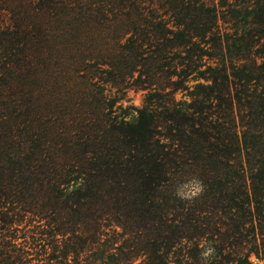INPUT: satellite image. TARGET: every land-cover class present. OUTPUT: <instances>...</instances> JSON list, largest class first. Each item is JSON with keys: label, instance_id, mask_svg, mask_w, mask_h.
Segmentation results:
<instances>
[{"label": "trees", "instance_id": "16d2710c", "mask_svg": "<svg viewBox=\"0 0 264 264\" xmlns=\"http://www.w3.org/2000/svg\"><path fill=\"white\" fill-rule=\"evenodd\" d=\"M219 2L0 0V207L51 258L264 260V0ZM100 81L145 91L133 121ZM6 236L0 264H29Z\"/></svg>", "mask_w": 264, "mask_h": 264}, {"label": "rangeland", "instance_id": "374dc122", "mask_svg": "<svg viewBox=\"0 0 264 264\" xmlns=\"http://www.w3.org/2000/svg\"><path fill=\"white\" fill-rule=\"evenodd\" d=\"M213 1L216 5L220 4V0ZM218 27L221 33L229 31L227 24H223L220 20L218 21ZM211 62L212 61L209 63ZM202 68H205V66ZM96 79L97 78L94 80ZM192 83L194 82H188V84ZM99 85L101 86L102 94H104L108 100L113 102L112 114L113 116L117 117V120L131 122L138 116V111L143 106V99L145 95L144 90L120 88V86L118 87L113 85L111 81H100ZM176 98L178 100H190V97L186 94V91H179L176 94ZM191 188L192 187L190 184H185L181 185L178 190L185 193L186 195H191ZM11 207H15L16 212L13 214H10V212L8 214V220H11V223H9L8 226H5L2 222H0V235H7L6 241L9 242L12 248L17 252H23L21 254L29 264H91L93 262L92 260L98 259L101 256L102 251L98 250L95 252L91 260H84L87 256L84 255V251L81 252L79 260L76 259V256H73L71 253H68L66 257L62 256V258H51V256L56 255L55 253H51L52 250L49 247L50 245L48 242L52 239L55 240V238L60 240V236L56 235L48 238L46 234L41 235L36 233L38 229L46 228L47 225L45 224V221H38L37 218L32 217L29 213L20 212V207L18 205L9 206L6 204L4 207H0V210L5 212ZM204 251L206 250L204 249ZM59 255L60 254H58V256ZM140 260L141 258H138L136 263ZM250 260L254 263L257 262V259L254 255H251ZM259 264H264V260L259 261Z\"/></svg>", "mask_w": 264, "mask_h": 264}, {"label": "clouds", "instance_id": "9594fccd", "mask_svg": "<svg viewBox=\"0 0 264 264\" xmlns=\"http://www.w3.org/2000/svg\"><path fill=\"white\" fill-rule=\"evenodd\" d=\"M199 190V189H198Z\"/></svg>", "mask_w": 264, "mask_h": 264}]
</instances>
